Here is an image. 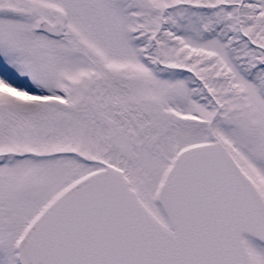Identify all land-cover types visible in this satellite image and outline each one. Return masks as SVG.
Here are the masks:
<instances>
[{
	"label": "snow or ice",
	"instance_id": "6c2138e0",
	"mask_svg": "<svg viewBox=\"0 0 264 264\" xmlns=\"http://www.w3.org/2000/svg\"><path fill=\"white\" fill-rule=\"evenodd\" d=\"M0 264H264V0H0Z\"/></svg>",
	"mask_w": 264,
	"mask_h": 264
}]
</instances>
